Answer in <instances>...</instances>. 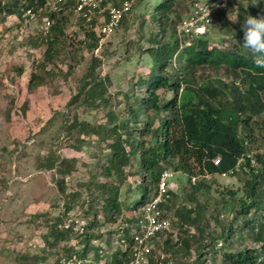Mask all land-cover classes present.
I'll return each mask as SVG.
<instances>
[{
	"label": "trees",
	"instance_id": "trees-1",
	"mask_svg": "<svg viewBox=\"0 0 264 264\" xmlns=\"http://www.w3.org/2000/svg\"><path fill=\"white\" fill-rule=\"evenodd\" d=\"M183 1L186 0H163L157 8L158 17L153 19L150 15V21L159 30L151 33L149 46L143 48L142 53L148 56L152 74L138 76L135 89L131 94H125V107L117 111L108 108L111 106L109 87L112 82L108 75L101 76L100 58L93 55L98 46V36L93 30L96 17L89 21L77 19L82 27L90 29L80 44L92 56L87 69L77 79L76 92L66 104L71 119H62V128L67 135L76 133L80 144H72L70 147L73 149L79 150L80 145L86 142L85 137H94L97 150L103 153L105 148L108 152L97 164L98 174L92 173L90 181L85 184L86 198L81 190L65 193L66 176L76 170V158L38 157L39 167L61 175L56 182L63 200L60 204L63 212L48 217L47 214L41 215L47 225L44 241L57 252L55 264L62 255L70 257L73 254L79 258H90L88 264H125L129 257L126 244L131 242L132 233L137 230L142 207L156 194L158 177L164 169H171L186 178L191 188L187 197L193 203L179 204L175 191L167 190L160 208L177 228L178 236L172 241L171 232L157 234L149 264L169 262L159 254V250L171 253L173 261L170 264H182V259L175 256L179 252L178 246L189 255L193 252L194 259L189 264H207L208 254L218 249L221 250L219 264H264V118L259 117L253 123L249 121L250 109L258 114L264 112V68H258L254 63L257 55L243 47V8L238 11L240 34L236 36V42L228 45H224L222 40H219L221 43L210 42L206 31L185 38L188 41L186 45L187 42L184 39V43L180 41L175 32L181 16L171 18ZM187 1L188 8L193 0ZM2 5L4 8L0 6V9H5L8 15L22 17L21 8H31L40 18L47 14L40 11L44 0H8ZM226 11L219 12L215 19H221ZM63 12L49 14L54 23L46 36L29 39L31 47L46 45L43 61L37 65L39 68H45L60 58L59 45L66 37ZM143 24L144 20L141 27ZM167 32L172 39L163 42L162 36ZM174 57L180 61L178 67H173ZM199 67H224L237 78L243 76L245 87L240 89L239 85L220 79L217 82L210 79L198 82L195 71ZM44 83L43 76L32 74L28 91ZM159 89L170 90L174 96L167 99L165 94L157 93ZM102 106L107 107L103 123L94 124L80 119L77 112L78 108L93 110ZM53 119L49 118L48 122ZM256 144L261 145V154L253 152ZM215 157L220 158L217 165L212 162ZM240 172L248 176L242 188H230L222 193V198L228 195L236 208L230 212L231 217L223 221L219 210L211 211L210 219L220 226V232L212 234L208 230L205 209L197 198L199 191L210 188L202 176L226 173V176L236 177ZM97 176L104 180L97 182ZM128 177L137 180L134 194H131ZM193 178L196 179L194 183ZM125 184H128L129 196L121 200L119 192ZM81 197L84 198L81 216L86 225L79 233L69 212ZM98 203L102 204L101 211L109 224L106 233L100 230L103 223L98 218ZM114 239L116 244L112 247ZM246 239L261 243L260 248L243 246ZM100 243L104 245L102 253L99 252ZM20 257L35 264L46 259L38 254H22ZM209 264L217 263L212 258Z\"/></svg>",
	"mask_w": 264,
	"mask_h": 264
},
{
	"label": "rangeland",
	"instance_id": "rangeland-1",
	"mask_svg": "<svg viewBox=\"0 0 264 264\" xmlns=\"http://www.w3.org/2000/svg\"><path fill=\"white\" fill-rule=\"evenodd\" d=\"M7 1L0 0L2 4ZM162 1L139 0L124 16L120 26L93 50V55L101 61V76L108 75L112 82L109 87L112 93L111 106L108 107L112 110L117 111L125 107V94H131L135 89L138 76L147 77L152 74L148 56L142 53V49L149 46L148 39L151 33L159 30L157 25H153L150 21V15L153 19L158 17L157 8ZM1 3L0 6L4 8ZM187 3V0L181 2L176 13L171 14V18L181 16L178 21L180 22L188 11ZM255 3L256 0H232L225 15L219 20L214 19L211 27L209 26V41L218 43L222 40L224 45L236 42L235 38L240 34L238 22L233 23L228 17L238 15L240 8L245 11V17L248 14L253 16L264 14V0H258L257 4ZM63 16L66 37L59 45L60 58L55 59L52 64L45 65V68H39L37 65L43 61L46 45L31 47L29 39L37 40L41 35L46 36L39 30L40 16L28 19L25 16L8 15L5 9H0V264H35L22 260L20 257L22 254H38L46 258L36 264H55L57 252L44 241L43 235L47 232V225L41 215L47 214L48 217L63 212V207L60 205L63 200L60 199L61 195L56 182L61 175L53 170L39 167L38 157L52 155L76 158V170L66 176L65 193L81 190L82 196L86 198L88 191L84 189L85 184L90 181L92 173L98 174L97 164L104 160V155L108 152L105 148L103 153L97 150L94 137H85L86 142L80 145V149H73L70 147L72 144L75 146L80 144L76 140V133L67 135L62 128L63 120L71 119L66 104L76 92L77 79L87 69L92 56V53L80 44L90 29L82 27L77 18L68 11L63 12ZM142 20L144 24L141 27ZM93 30L98 34L99 30L95 27ZM162 37L163 42H169L172 39L168 32ZM185 42L187 45L188 41L185 40ZM172 62L173 67L179 66L180 61L177 57H174ZM35 73L43 76L45 83L29 92L27 86L32 74ZM195 76L198 82L202 79L217 82L220 79L222 82L239 85L240 89L245 87L243 76L237 78L224 67L219 69L199 67L195 71ZM157 93L165 94L167 99L174 96V93L167 89H159ZM106 110L107 107L102 106L93 110L78 108L77 112L80 119L83 118L95 124L104 122ZM55 112L59 113L54 114ZM249 113L251 123L259 117L264 118V112L258 114L250 109ZM52 117L53 121L48 122V119ZM124 117L126 119L127 115ZM260 146L256 144L254 147L255 154H261ZM247 177L244 172H240L236 177L202 176L204 183L210 188L199 191L197 198L205 209L204 215L209 220L208 230L212 234H218L220 226L214 219H210L211 211L219 210L223 221L230 218V212L236 208V204L228 199V195L222 198V193L230 188H242L243 181ZM103 180L102 176H97V182ZM127 180L131 187V194H134L137 180L134 177H128ZM81 184H84L83 187ZM128 184L120 189L121 200L129 196ZM169 188L175 191L179 204L193 203L187 197L191 188L183 175L175 173ZM83 197L69 212V216H72L74 221L83 219L81 216V210L84 207ZM56 204L59 206L56 207ZM101 206V203L97 204V208L100 209L98 218L103 223L100 230L106 233L109 224L105 221ZM169 212L173 213L172 210ZM168 232H171L170 240L175 241L178 231L174 224ZM243 234L245 237L246 233ZM115 244L114 239L111 246L114 247ZM243 246L259 249L261 243L246 239ZM179 248L180 246L175 256L182 259V264L191 263L194 259L193 252L189 255L183 248ZM174 249L177 248L174 247ZM159 254L169 261L165 264L173 261L171 253L159 250ZM220 254L219 249L213 254H208L207 264L212 258L219 264Z\"/></svg>",
	"mask_w": 264,
	"mask_h": 264
},
{
	"label": "built area",
	"instance_id": "built-area-1",
	"mask_svg": "<svg viewBox=\"0 0 264 264\" xmlns=\"http://www.w3.org/2000/svg\"><path fill=\"white\" fill-rule=\"evenodd\" d=\"M137 0H44V5L40 11L47 14L41 17L39 30L42 34H47L54 23V19L49 15L60 11H68L77 19L83 18L86 21L97 18L95 28L98 32V44L101 45L103 39L114 32L119 26L122 18L126 16ZM232 0H193L184 18L175 25V32L180 41L189 36H195L208 31L215 17L219 12L226 11L230 7ZM209 9V16L206 10ZM22 16L32 19L37 14L31 9L21 8ZM220 158L215 157L212 162L217 165ZM238 166V165H237ZM175 172L171 169H164L158 177L156 194L152 199L144 204L137 223V230L132 233L130 243L126 244L129 250V257L125 264H149L151 252L155 246L154 240L157 234L170 231L172 222L160 208V203L167 196V190ZM226 176V173H222ZM195 178L192 179L194 183ZM84 219L75 220V230L82 233L85 229ZM64 244H62L63 246ZM100 253L103 247L100 243ZM90 258H79L73 254L70 257L61 256L57 264H88Z\"/></svg>",
	"mask_w": 264,
	"mask_h": 264
},
{
	"label": "clouds",
	"instance_id": "clouds-1",
	"mask_svg": "<svg viewBox=\"0 0 264 264\" xmlns=\"http://www.w3.org/2000/svg\"><path fill=\"white\" fill-rule=\"evenodd\" d=\"M258 0H256L257 4ZM253 4V5H255ZM209 16V9L206 10ZM233 23L239 22V15L228 17ZM243 32V47L256 54L254 63L258 68H264V14L253 16L248 14L241 24Z\"/></svg>",
	"mask_w": 264,
	"mask_h": 264
}]
</instances>
